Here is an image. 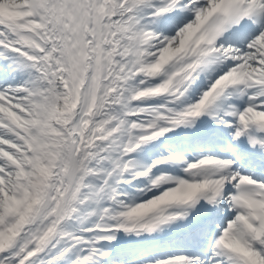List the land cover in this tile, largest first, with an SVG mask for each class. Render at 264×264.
<instances>
[{
	"label": "snow or ice",
	"instance_id": "1",
	"mask_svg": "<svg viewBox=\"0 0 264 264\" xmlns=\"http://www.w3.org/2000/svg\"><path fill=\"white\" fill-rule=\"evenodd\" d=\"M0 264H264V0H0Z\"/></svg>",
	"mask_w": 264,
	"mask_h": 264
}]
</instances>
